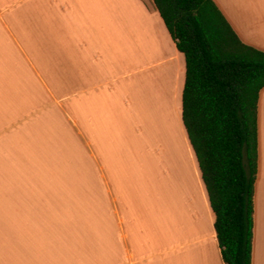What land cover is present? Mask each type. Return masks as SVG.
<instances>
[{
  "label": "crops",
  "instance_id": "crops-1",
  "mask_svg": "<svg viewBox=\"0 0 264 264\" xmlns=\"http://www.w3.org/2000/svg\"><path fill=\"white\" fill-rule=\"evenodd\" d=\"M105 1L0 0V264H225L185 58L152 0H133L150 26L87 22ZM213 1L264 51V0ZM253 204L264 264V88Z\"/></svg>",
  "mask_w": 264,
  "mask_h": 264
},
{
  "label": "trees",
  "instance_id": "trees-1",
  "mask_svg": "<svg viewBox=\"0 0 264 264\" xmlns=\"http://www.w3.org/2000/svg\"><path fill=\"white\" fill-rule=\"evenodd\" d=\"M185 58L182 122L225 264H251L264 51L245 44L213 0H152Z\"/></svg>",
  "mask_w": 264,
  "mask_h": 264
},
{
  "label": "rangeland",
  "instance_id": "rangeland-1",
  "mask_svg": "<svg viewBox=\"0 0 264 264\" xmlns=\"http://www.w3.org/2000/svg\"><path fill=\"white\" fill-rule=\"evenodd\" d=\"M110 2H107L106 0L104 3H102L100 7H98L100 9L96 8L95 10H90L91 14L94 11L96 13L95 15H91L90 11L86 10V12L88 11L87 15L85 14L87 22L89 21L93 25H96V24L98 25L101 23L104 24L107 18V21H108L106 22L107 24L118 23L117 22L118 20H119L118 24H121L123 20L125 21V19L129 20V18L130 19L132 18L134 19V21H136L134 22V24H138V25L145 24L147 26H150L148 23H145V21L143 20V19H146V17L145 18L143 17L144 14H142V12L139 10V6L133 0H121V1L117 0L118 7L116 9H114V6H112ZM89 4L91 5V7H94V0H92V3L90 0ZM117 16H118V19H117ZM146 22H148L147 19H146ZM158 70H159L158 68H153L146 75L150 74L151 76L157 78ZM173 148L179 151L180 145L177 144Z\"/></svg>",
  "mask_w": 264,
  "mask_h": 264
}]
</instances>
